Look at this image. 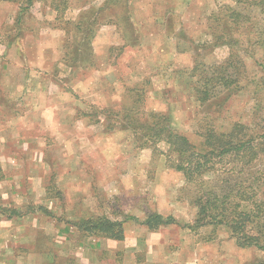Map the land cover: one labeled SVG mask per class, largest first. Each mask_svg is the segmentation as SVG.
Returning a JSON list of instances; mask_svg holds the SVG:
<instances>
[{"label":"rangeland","instance_id":"374dc122","mask_svg":"<svg viewBox=\"0 0 264 264\" xmlns=\"http://www.w3.org/2000/svg\"><path fill=\"white\" fill-rule=\"evenodd\" d=\"M107 1L68 0L57 18L53 0H31L18 23L27 1L0 0V128L8 133L0 145L8 156L15 146L34 148L14 156L39 164L33 171L41 178V185L20 187L27 195L18 201L27 202L18 207L38 212L39 226L26 224L27 232L34 231L26 248L11 241L9 252L20 259L10 263L86 264L78 244L109 239L80 234L73 228L79 221L104 216L125 221L124 230L145 229L128 218L140 221L157 213L176 221L161 234L171 238L164 248L171 263L262 264L264 254L237 247L224 226L188 229L196 210L182 175L167 166V146L140 148L125 128L128 117L167 115L195 147L206 126L224 132L235 124L261 128L260 46L242 45L236 51L242 69L231 91L205 104L194 96L196 74L229 56L230 49L217 41L218 22L228 9L238 8L235 0ZM80 20L82 30L65 24ZM257 22L250 23L255 34L261 30ZM240 34L248 35L246 30ZM51 223L77 234L63 229L55 234ZM47 227L52 234H45ZM138 239L139 253L129 263L121 253L88 252L97 264H145V234Z\"/></svg>","mask_w":264,"mask_h":264},{"label":"trees","instance_id":"16d2710c","mask_svg":"<svg viewBox=\"0 0 264 264\" xmlns=\"http://www.w3.org/2000/svg\"><path fill=\"white\" fill-rule=\"evenodd\" d=\"M26 1L27 6L19 9L18 23L23 11L29 10L28 5H32L31 0ZM53 1L51 7L58 18L66 11L68 0ZM110 1L113 4L116 2ZM235 4L238 8L228 9L226 17H220L218 22L222 33L217 35V41L230 49L229 56L221 63L204 66L196 74L193 90L195 99L201 104L217 99L221 92L231 91L238 83L242 62L236 51L242 45H257L264 51V0H235ZM253 19H258L257 24L261 27L256 34L257 29L250 25ZM65 24L78 30L85 26L81 20L77 23L65 21ZM242 30L248 33L245 39L241 38ZM251 34L256 36L254 40ZM88 38L86 36L84 41H88ZM261 68L264 90V64ZM198 70L197 67L194 72ZM260 117L261 128L257 131H251L242 124L231 126L227 132L206 126L200 135L198 147L172 127L171 117L167 115L150 114L144 120H131L128 117L125 128L135 134L140 148L155 147L160 143L167 146V166L182 175L191 204L196 210L193 224L188 225V229L195 231L206 225L224 226L231 231L237 247H254L264 254V99L261 101ZM259 164L261 169H255ZM241 176L246 177L245 181L233 183ZM128 220H135L149 232L176 225L171 216L164 217L157 213H151L140 221L136 218ZM124 222L99 216L81 220L73 228L85 236L121 242L124 241Z\"/></svg>","mask_w":264,"mask_h":264},{"label":"crops","instance_id":"0c3cea01","mask_svg":"<svg viewBox=\"0 0 264 264\" xmlns=\"http://www.w3.org/2000/svg\"><path fill=\"white\" fill-rule=\"evenodd\" d=\"M25 85V83H23ZM3 117H0L2 119ZM7 131H3L0 128V139L7 140L8 133ZM6 133V134H5ZM5 146L0 145V264H11L10 259L14 258L19 262L20 258H16L15 254L11 256L10 254V243L14 241V246L18 248H26V244H30L33 242L32 235L34 231L30 230L27 232L25 229L26 224H30V229L38 228L37 225L38 218L40 217L38 212H33L31 209L25 212L26 207H18L20 205H25L27 201L22 204L18 201V197H22L23 195H27L25 193L20 192V187L23 184L35 186L41 185V178H39L38 174H35L33 170H39V164L33 163L27 160H24L21 156H14L18 153L24 152L26 150L35 152V149L29 147L27 145L23 146H15L13 148V155L8 156L5 150ZM30 160V159H29ZM23 164V168L20 166ZM37 166V167H36ZM23 173H22V172ZM28 171V172H26ZM38 173V171H37ZM16 205V206H15ZM13 211V213H11ZM24 211V212H23ZM53 223V222H52ZM52 223L50 226H52ZM176 226H172L171 228H175ZM170 226L161 227L159 229V233H150L145 229L140 227L134 228L128 226L124 230V241L117 242L113 240H104L100 239L99 241H95L87 246L79 243V256L80 252L81 258L85 261L86 264H97L96 257L91 255L88 251H93L94 253L99 252H107L110 254H123L124 260L131 258L134 260L135 255L139 253L138 239L139 235L145 234V252H146V261L145 264H178L171 263V256L165 251V247L170 243L169 239L166 235L161 236V234L165 233L169 229ZM48 229V227H47ZM53 233L59 232V230L69 231L70 233L77 234L73 228L65 227L62 228L51 227ZM49 230V229H48ZM46 235L52 234L46 230ZM24 236V237H22ZM28 237V238H27ZM142 240V239H141ZM143 242V241H142ZM68 242H66L67 244ZM144 244V242H143ZM88 247V248H87ZM13 249V247H12ZM92 257V258H91ZM81 259V260H82ZM128 262V261H127ZM129 263V262H128Z\"/></svg>","mask_w":264,"mask_h":264}]
</instances>
